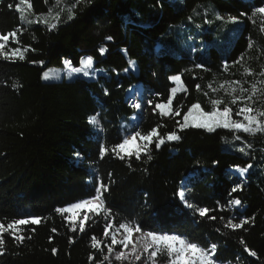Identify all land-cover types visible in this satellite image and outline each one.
Instances as JSON below:
<instances>
[{
	"label": "trees",
	"instance_id": "1",
	"mask_svg": "<svg viewBox=\"0 0 264 264\" xmlns=\"http://www.w3.org/2000/svg\"><path fill=\"white\" fill-rule=\"evenodd\" d=\"M17 2H0V33L25 29L18 33L21 46L35 51L29 50L23 61L0 59V220L38 216L42 223L26 228L24 235L30 238L22 244L6 234L0 264H93L90 255L99 259L100 254L91 248V236L104 242L101 247L110 243L103 236V215L87 222L85 233H73L55 212L94 195L97 177L109 185L105 203L117 222L133 220L145 231L184 234L205 245L216 243L221 259L231 264H264V135L241 134L252 145L249 155H244L224 148L232 139L226 129L180 131L175 125L192 103L211 109L203 94L205 85L222 72L225 62L236 65L233 62L247 52L263 56L264 35L249 17L255 7L264 6V0H91L77 8L71 21L65 12L51 31L42 24H22L19 14L7 7ZM54 3L32 0L36 14H46ZM206 4L220 14L240 18L242 27L233 40L213 27L199 32L197 43L202 51L191 55L171 29L185 24L199 5ZM249 41L254 44L251 49ZM100 48L106 49L103 55ZM85 55L92 56L94 67L103 71L96 78L42 80L49 67H64L65 61L78 67ZM131 62L136 71L130 69ZM197 64L204 68H196ZM173 75H181L188 89L174 100V107L185 106L181 117L161 118L146 103L138 125L147 132L162 124V135L176 131L181 139L166 142L158 150L151 146V160H120L111 154L101 158L100 144L111 147L121 142L122 123L135 112L127 98L132 85L141 83L148 100L166 101L175 86L169 79ZM197 84L202 91H197ZM91 116H97L103 131L89 123ZM248 164L253 167L246 181L228 172ZM186 177L189 202L214 209L208 215H216V220L200 218L180 201L177 193ZM236 185L241 189L229 196ZM233 198L241 200V210L228 207ZM221 215L225 220L249 218L250 222L232 231L223 227ZM241 238L256 256L244 250ZM129 260L142 264L131 256ZM113 264L120 262L113 260Z\"/></svg>",
	"mask_w": 264,
	"mask_h": 264
},
{
	"label": "snow or ice",
	"instance_id": "2",
	"mask_svg": "<svg viewBox=\"0 0 264 264\" xmlns=\"http://www.w3.org/2000/svg\"><path fill=\"white\" fill-rule=\"evenodd\" d=\"M2 2V0H0ZM49 0H45L47 4ZM91 0H72L71 3H65L64 0H55L53 6L49 7L47 14H36L33 9L32 0H18L15 5L8 4L9 9H14L19 14V19L22 24L32 26L35 24L44 25L47 30L51 31L57 28L58 24L63 18V14L66 12V20L71 21L75 19L77 14V8L84 4H90ZM64 6H61V5ZM242 16H246L247 13H241ZM34 17V18H32ZM259 19L260 31L264 33V6L255 7L251 13L249 19L253 24H256ZM191 20L192 18L189 17ZM215 19L223 23H239V18L235 16H228L227 18L221 16L219 13L215 15ZM205 23H212L211 20H206ZM25 29L17 27L16 29L7 32L0 33V59L5 61L14 62L16 60L23 61L25 54L35 49H30L29 46H21V42L18 33H21ZM111 40L112 37H107ZM17 45L13 47L12 45ZM254 44L249 41L248 48H253ZM106 49L100 48L101 55L105 53ZM244 57L241 56L239 60L234 61V64L241 63ZM37 63V61H32ZM38 63L43 64V61ZM80 67H73L71 61H65V68L69 70V74L82 73L85 76H90L95 71L94 58L87 56L81 58ZM196 68H204L203 64L195 65ZM228 63H224L225 71L228 70ZM124 71H128L125 69ZM244 72L249 76H258L261 79H257L250 84L249 87H245L246 81L233 80L225 81L221 83L219 88H213L211 84L208 88L213 93L219 92L221 89L224 92L223 97L210 98L209 104L210 110H205L199 102L192 103L183 111L182 119H176L175 125L180 131H184L189 128L203 129L208 133H214L218 129H226L232 133V139L234 141H240L244 146L239 147L237 151L248 155L247 149H250L252 145L247 143L241 134H246L250 137H255L258 134L264 135V111L258 110L253 106L257 99L264 96V67H262L259 73L253 72L250 68H244ZM43 79H59L60 76L57 73L44 72ZM169 79L174 82L175 86L171 87L170 95L166 101L154 102L153 100H147V104L152 108L154 113L158 112L161 118L173 119L175 117H181L183 104H178L174 107V100H177L178 93H187L188 89L182 81L181 75L170 76ZM227 85V87H225ZM15 86V85H14ZM197 91H202L199 84L196 85ZM107 94V90H105ZM205 96H209L208 92L203 93ZM138 95V94H137ZM157 96L160 94L157 93ZM227 97V99H225ZM134 109L140 110L143 107L142 102L134 99L131 105ZM237 117V118H234ZM89 123L93 125L99 131H103L100 125V121L97 116L89 117ZM164 125L157 124L147 132H142L139 125H132L133 130L126 132L121 142L112 145L111 147L100 144L99 155L104 158L106 155H113L120 160H131L135 158L140 160L146 157L148 160L152 159L151 146H155L158 150L166 142L179 141L181 136L176 131H170L161 134L160 129ZM79 156V153L76 154ZM131 166V165H129ZM253 166L248 164L245 167L234 166V171L243 177L248 173L249 169ZM241 189V185H236L231 189L229 196L232 193ZM109 191V185L104 183L102 178L97 177L95 181L94 195L88 198H83L77 202L69 203L66 206L58 207L55 212L59 214L67 223L69 230L73 233L79 231L80 233L86 232V223L92 221L94 217L103 215L105 224L103 229V236L110 239V243L104 244L101 239L96 235L91 236V248L97 250L100 254V258L90 255L89 260L93 264H113V260L123 264L124 261H129V264H133L129 260V257H134L135 261H141L142 264H231L230 261H223L218 254V245L216 243L202 244L199 241L192 240L188 236L179 233H170L166 231H145L139 223L133 220H124L117 222L116 217L113 216L112 210L106 207L105 193ZM180 201L184 206L200 218L207 216L209 220H216V215H208L210 212L215 211L208 207H201L194 203L189 202L185 195L183 188L177 193ZM228 207H239L241 200L239 198H233L228 200ZM220 211H224V206L218 202ZM223 221V227L236 231L243 229L244 225L250 222L249 218H242L239 222H234L233 218H228L221 215L219 217ZM42 223V218L38 216H25L20 218H14L11 220H0V256L5 254L6 251V238L5 235L11 237L17 244H22L26 238L24 232L30 225H38ZM35 231L34 228L31 229ZM56 231L55 228L52 229ZM217 231H220L218 228ZM51 240V237L49 238ZM69 242H73L72 238H69ZM240 243L245 245V241L241 238ZM116 246H120V250H116ZM130 251H125L129 249ZM105 248L107 254L105 253ZM244 250L249 252L251 256H256V252L250 251L245 245ZM55 255L57 249H51Z\"/></svg>",
	"mask_w": 264,
	"mask_h": 264
},
{
	"label": "rangeland",
	"instance_id": "3",
	"mask_svg": "<svg viewBox=\"0 0 264 264\" xmlns=\"http://www.w3.org/2000/svg\"><path fill=\"white\" fill-rule=\"evenodd\" d=\"M218 12L214 10L210 5H199V7L194 11L192 15V19H188V21L184 23H181L179 25H174L171 29V31L175 32L176 35L178 34L180 38L179 45L185 50V52L190 53L191 55H194L196 52H201L202 45H198L197 41H199L197 34L201 31H206L210 29L211 27L215 28V30L219 34L227 35V39L233 40L237 34L239 33V29L242 27V20L239 18V23L232 24V23H223L221 21H218L215 19V15ZM47 14V13H46ZM220 14V13H219ZM221 16L227 18L228 16L225 14H220ZM34 18V17H32ZM206 20H211L212 23H205ZM257 22L256 24H253L250 20V23H252L261 33V35H264L260 31L259 27V19L256 18ZM257 31V30H256ZM218 33H216L218 35ZM177 35V36H178ZM89 55H85L84 57H87ZM83 57V58H84ZM73 66V65H72ZM79 65L78 67H80ZM75 67V66H73ZM250 68L253 72L259 73L261 71L262 67H264V53L263 56H260V53L256 52L254 55L250 52H247L244 56V59L241 63H238L233 66H229L228 70L225 71L224 67L222 68V72L219 74H216L212 81H208L205 85V92L209 93V96H207V101L209 103L210 98H218L223 97L224 92L221 89L217 93H213L210 88H208V85L211 84L213 88H219L221 83H224L225 81H233V80H241L246 81L247 83L244 84L245 87H249L252 82H254L257 79H261V77L258 76H249L244 72V68ZM95 71L90 76H85L82 73L79 74H69V70L64 67H56L51 66L48 69H46L44 72H50V73H57L59 74V79H48L45 80L42 78L45 82H54V81H60L62 79H73L77 77H84V78H96L100 73H102V70L96 69L94 67ZM130 69L133 71H136V66L134 62H131ZM43 72V73H44ZM43 76V75H42ZM227 87V85H225ZM138 94V95H137ZM147 97L148 94L144 87L140 84H134L127 92V98L132 103L134 99L139 100L142 102L143 107L140 110H136L135 113L131 116V118L127 122L122 123L123 127V137L126 134V132L133 130L131 128L132 125H137L142 113L144 112L145 104L147 103ZM227 99V97H225ZM210 105V104H209ZM255 108L258 110L264 111V96H261L259 99L256 100V102L253 104ZM211 107V105H210ZM206 110V109H205ZM207 111V110H206ZM234 118H237L234 116ZM244 146L243 143L239 141H234L233 139H229L227 141V144L224 145V148L226 150H237L239 147ZM248 151V149H247ZM250 153V152H248ZM249 155V154H248ZM229 174L232 176L238 177L241 181H246L248 173L245 174V176L241 177L238 173L234 171V167L230 168L228 170ZM188 187L187 180L185 183L182 182V188L185 191ZM237 207H232V209H236ZM243 207L240 205L237 209L241 210ZM131 246L129 247L130 251Z\"/></svg>",
	"mask_w": 264,
	"mask_h": 264
}]
</instances>
